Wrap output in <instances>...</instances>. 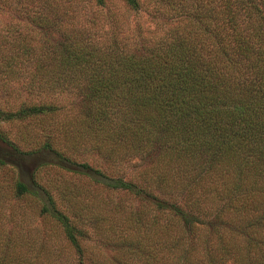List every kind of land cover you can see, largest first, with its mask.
<instances>
[{
    "label": "trees",
    "instance_id": "1",
    "mask_svg": "<svg viewBox=\"0 0 264 264\" xmlns=\"http://www.w3.org/2000/svg\"><path fill=\"white\" fill-rule=\"evenodd\" d=\"M36 3L31 21L50 22L65 41L84 38L73 24L76 0ZM123 4L141 7L139 0ZM149 10L168 26L135 53L81 41L62 50L30 39L11 44L8 73H40L53 86L88 78L85 117L108 158L154 155L137 184L54 151L64 168L145 203L138 211L105 205L104 217L87 216L107 253L82 245L86 233L49 193L39 214L58 224L76 264H264V0H153ZM29 52L37 53L27 71L14 60L23 64ZM50 109L24 105L6 117ZM14 189L17 197L35 193L20 181ZM24 241L1 229L0 264L60 257Z\"/></svg>",
    "mask_w": 264,
    "mask_h": 264
},
{
    "label": "rangeland",
    "instance_id": "2",
    "mask_svg": "<svg viewBox=\"0 0 264 264\" xmlns=\"http://www.w3.org/2000/svg\"><path fill=\"white\" fill-rule=\"evenodd\" d=\"M76 1L78 6L74 12L78 13V21L74 20L73 24L86 39L67 37L65 41L50 22L41 26L30 20L37 11L36 0H0V230L21 236L24 243L28 241L29 245L41 248L42 253L54 251L60 255H43L39 264H76L74 252L58 224L39 214L44 193L52 196L58 208L67 209L66 212L73 215V220L87 236L82 245L94 252L107 253L110 247L101 241L103 237L95 241L98 236L87 216L104 217L105 205L109 208L116 204L132 211L146 208L144 202L125 191L105 190L89 177L64 168L65 164L54 151L71 161L84 162L109 176H120L137 184L154 156L152 153L129 154L116 160L97 148L100 140L95 135V126L85 117L89 106L88 78L74 85L61 81L60 85L53 86L52 82L43 81L40 73L30 77L21 76L14 66V73L4 70V59L12 57L11 44L21 45L24 39H30L28 41L34 45L49 43L51 49L62 50L63 43L73 47L75 42L81 41L87 49L120 46L123 53H135L147 45V36L159 35L168 26L149 12L153 0H139L141 7L137 12L129 10L123 0H103L101 5L93 0ZM46 18L51 17L46 15ZM36 53L29 52L23 64L15 61L18 58L14 63L18 67L27 65L26 70L30 71ZM40 103L49 104L52 109L38 116L6 117L20 106ZM17 181L35 193L17 197L14 189ZM90 204L100 207H90ZM160 217L165 218V215Z\"/></svg>",
    "mask_w": 264,
    "mask_h": 264
}]
</instances>
